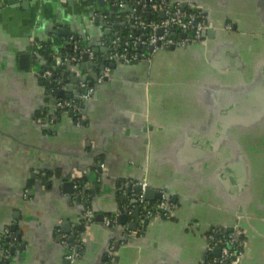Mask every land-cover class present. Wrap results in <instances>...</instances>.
Wrapping results in <instances>:
<instances>
[{
	"label": "crops",
	"instance_id": "1",
	"mask_svg": "<svg viewBox=\"0 0 264 264\" xmlns=\"http://www.w3.org/2000/svg\"><path fill=\"white\" fill-rule=\"evenodd\" d=\"M169 1L197 7L213 33L120 63L104 59L109 0H0V235L13 241L3 264H103L118 239L117 264H202L214 227L241 232L235 264H264V0ZM77 36L106 66L85 101L79 78L97 65L65 63ZM43 67L60 82L42 78ZM61 99L78 105V124L55 106ZM125 181L165 190L172 216L145 229L130 215L119 223Z\"/></svg>",
	"mask_w": 264,
	"mask_h": 264
},
{
	"label": "built area",
	"instance_id": "2",
	"mask_svg": "<svg viewBox=\"0 0 264 264\" xmlns=\"http://www.w3.org/2000/svg\"><path fill=\"white\" fill-rule=\"evenodd\" d=\"M116 2L119 8L124 9L130 7V10H132V16L135 14L134 6H128L123 0H116ZM136 3L138 4L139 0H136ZM148 5L155 12H159V14L162 13L164 17L161 18L160 21H145L138 16H134L138 20V28L141 33L135 37L130 34L125 41H123L119 35L114 34L109 40H107L108 48H110L109 60L134 62L139 59L147 58L153 51L167 50L172 47H180L197 41L202 33L211 27L210 23L207 22L205 15L197 7L190 8V10L181 9L179 4L171 3L169 0H147V2L141 3L142 8H145ZM104 20L108 23L107 16H104ZM159 29H162L161 34H158ZM142 30L147 31V34H144ZM176 30H178L180 36L179 39H173V36L177 33ZM173 32L175 34L172 36L171 34ZM183 33L187 35L185 38L182 37ZM71 47L74 51H77L78 40L75 39V41H71ZM137 47L139 48V52L136 50ZM149 47L153 48L151 53H149ZM129 50L136 51L130 53ZM84 52L89 53L90 63L94 67L96 62L90 49L81 51V55ZM80 59L81 56L78 55L69 58L66 57L65 63L67 64L68 62L69 64L75 65L78 64ZM42 76L49 81L55 79V81L60 82L51 70L44 71ZM102 77L103 75L97 76L94 80L99 82ZM92 84L91 80L85 79L84 77L78 82V88L80 89L79 98L81 101H85L91 96L93 91ZM63 87L65 88V85H63ZM55 90L56 89L51 87V91ZM55 106L64 113L73 111L76 115L77 124L82 120L80 109L76 103L61 99L55 100ZM76 187L77 184L75 183V188ZM146 188L147 185L145 182L132 184L130 181H125L120 186V193L125 198L124 210L126 213L132 215L134 210L138 209L143 218H170L174 212L175 204L172 203L170 198L166 195L155 202L147 200L144 196ZM76 192L77 196L82 199V202L86 206L85 218L90 221L92 219V212L89 208L88 197L79 190H76ZM104 223L108 226L115 225L117 223V217L108 218ZM6 232H8V230H6ZM6 236V233L0 235V254H2L1 256L4 258L7 257L8 248L13 244L12 240L8 241L5 239ZM61 238L64 239L63 244H68L66 242L67 236L65 234H61ZM205 238L207 258L202 261V264H235L242 255L244 238L242 237L241 232L235 228L230 230L228 227H214ZM13 240L15 241V239ZM117 243H114L109 247L106 260L103 264H117L115 255ZM216 248H219L218 256L212 253ZM79 249H81V240L77 238V243L69 245L67 255L68 261L72 262L75 260L78 255L77 250Z\"/></svg>",
	"mask_w": 264,
	"mask_h": 264
},
{
	"label": "trees",
	"instance_id": "3",
	"mask_svg": "<svg viewBox=\"0 0 264 264\" xmlns=\"http://www.w3.org/2000/svg\"><path fill=\"white\" fill-rule=\"evenodd\" d=\"M123 2L131 7L134 6L135 14L133 16L130 15L128 11H125L124 9L119 8L115 0H109L108 4L106 5L108 8L106 7L104 9H105V12L107 11L108 13V16H107L108 23L107 24L112 28V34L105 39L106 41L109 40L114 34L119 35L123 41L127 40L130 34L133 35L134 37L138 36L141 33V31L138 28V20L134 16H138L144 19L145 21H160L161 20V16L159 12H155L153 9L149 7V5L146 6L145 8H142L141 6L142 2L138 5L136 3V0H123ZM176 32L177 33L175 36H173V39H179L180 37L178 34V30H176ZM143 33L147 34V31H143ZM76 40H78L77 51H74L73 48L70 45H68L66 49L64 50V54L68 55L69 57H72L75 55L82 56L81 51L90 49V47L88 46V43L84 41L83 39L77 36ZM136 50H138L139 52L138 47L136 48ZM135 51L129 50L130 53H133ZM97 60H98L96 62L97 72L95 73V77L99 76L100 74V68H98V66L100 65L101 62L99 59ZM55 76L57 78L59 74L56 72ZM83 77L89 80H91L92 78L94 79V76L90 74L88 75L84 74ZM48 86H50V83L48 84ZM55 91H52L53 94H55ZM74 118L76 119V117ZM85 180H86L85 177L80 178V180L78 181L79 182L78 185L79 184L82 185L83 183H85ZM81 189H82V186L80 187V189H77V190L81 191ZM1 255L2 254H0V264H3L5 261V258L2 257Z\"/></svg>",
	"mask_w": 264,
	"mask_h": 264
},
{
	"label": "water",
	"instance_id": "4",
	"mask_svg": "<svg viewBox=\"0 0 264 264\" xmlns=\"http://www.w3.org/2000/svg\"><path fill=\"white\" fill-rule=\"evenodd\" d=\"M91 1H95L96 2V4L97 5H99L100 7H105V2H104V0H91ZM143 2H147V0H142V3ZM185 2H183V3H181V5H180V7H181V9H184V6H185ZM126 11H129V9L128 8H126ZM105 13H107V11L105 12ZM160 16H161V18H163L164 17V15L161 13L160 14ZM100 21V18L99 17H96L95 18V22H99ZM100 24L102 25L103 24V22L101 21L100 22ZM105 32L106 33H109L110 31H109V29H105ZM162 33V29H159L158 30V34H161ZM205 33H210V34H212L213 33V31H212V29L211 30H208V31H205V32H203L202 33V36L205 34ZM175 33L173 32L171 35L173 36ZM187 35L185 34V33H183L182 34V37L183 38H185ZM173 49H174V47H172ZM108 50V53H109V51H110V48H108L107 49ZM149 52L151 53L152 51H153V48L152 47H149ZM105 54L104 55V59L106 60V59H109V54ZM20 59H21V62H22V65L23 66H27V64H28V59H29V56L27 55V54H22L21 55V57H20ZM90 57H89V53L88 52H84L83 54H82V60H83V63H82V65H81V67L83 68V69H85L86 67H90V68H93V66H92V64L90 63ZM118 62H120V63H123V61L122 60H118ZM110 66L112 67V68H115L116 67V62H114V63H112V64H110ZM105 64H103V65H101L100 66V70H102V72H100V74L99 75H103V72H104V69H105ZM47 69H50V68H48V67H43V69H39V71H38V73L40 74V76L42 77V78H44L43 76H42V73L44 72V71H46ZM55 76V75H54ZM54 76H53V78H54ZM94 76V79H96V77H95V75H93ZM79 79H81V78H79ZM71 89H72V87H69V89H68V91H71ZM78 93H80V89L78 88ZM56 97H60V98H63L64 97V91H62V90H60V91H58L57 93H56ZM74 99H78L77 97H74ZM55 103V102H54ZM73 182H66L65 183V191L66 192H70V193H73V191H74V189L72 190V188H73ZM162 192H165V190H163V191H160V192H157V191H155V189H152V188H146L145 189V191H144V196H145V198L147 199V200H153V199H155V198H159V199H161L164 195H163V193ZM77 199H80V197L79 196H77ZM131 217H133V218H135V219H143V228L145 229L146 228V226L148 225V223H149V221H150V219L149 218H143V217H141V215H140V213H139V210L138 209H135L134 210V212H133V214L132 215H130ZM140 216V217H139ZM129 217V215L128 214H122V215H120L119 216V223H125V221H126V219ZM131 227L134 229V228H136V223H133V225H131ZM12 230H15L16 229V225H11V227H10ZM131 228V229H132ZM229 229L230 230H232V228H230L229 227ZM131 241V240H130ZM120 243H121V240L120 239H118V243H117V246H116V249L118 248V246L120 245ZM213 254H215L216 256H218L219 255V248H216V249H214V251H213Z\"/></svg>",
	"mask_w": 264,
	"mask_h": 264
}]
</instances>
